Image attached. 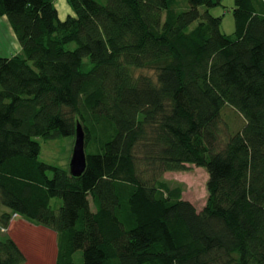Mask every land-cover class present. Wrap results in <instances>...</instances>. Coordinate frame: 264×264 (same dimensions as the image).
Here are the masks:
<instances>
[{"label": "trees", "instance_id": "obj_1", "mask_svg": "<svg viewBox=\"0 0 264 264\" xmlns=\"http://www.w3.org/2000/svg\"><path fill=\"white\" fill-rule=\"evenodd\" d=\"M67 3L0 0L20 45L0 56V264L25 262L13 213L56 232L55 264H264V0H234L232 34L221 0ZM77 123L73 176L37 138ZM191 164L200 209L163 178Z\"/></svg>", "mask_w": 264, "mask_h": 264}, {"label": "rangeland", "instance_id": "obj_2", "mask_svg": "<svg viewBox=\"0 0 264 264\" xmlns=\"http://www.w3.org/2000/svg\"><path fill=\"white\" fill-rule=\"evenodd\" d=\"M54 1L55 5L58 8V13L62 19H64L67 14L71 13L72 10L67 3V0ZM61 3L67 4V10L66 8L61 6ZM233 7L234 0H221L220 4H216L210 8V12L213 15L220 16V29L225 34H232L235 29L234 17L232 14ZM201 10H204V8L202 7ZM72 46H74V43L68 45V47ZM19 47V42L15 37L9 21L5 16H0V56H7L12 53H16L19 50ZM37 140L39 141L41 147L39 158L42 161L52 165H57L62 168L69 167V160L71 157L75 137L63 136L46 140L43 138H37ZM163 178L169 181L172 185H180L183 190L182 197L192 202L198 209H200L205 204L207 197L205 186L207 173L203 167L191 164L188 165L187 169L184 170L166 171L163 173ZM57 201L61 202V200ZM5 208L6 207L0 203V213L1 210L3 211V209L5 210ZM18 216V214L13 213L11 218ZM6 228L2 230L4 236L8 235L7 233H5ZM25 234L26 233H24V235ZM42 235H44V233ZM25 236L29 241L31 239L33 240L32 243L26 244L29 251H27V255L24 254L25 262L27 261L26 264H45L44 262L46 259L42 256L45 260H41L39 257L40 245L37 243L38 240H36V237L38 236H36V234L35 236H32L31 233H28ZM23 237L21 238V240L23 239ZM45 237L47 238L48 236ZM74 261L76 262V264H81L82 252L80 250L76 251ZM51 264L54 263L51 262Z\"/></svg>", "mask_w": 264, "mask_h": 264}, {"label": "crops", "instance_id": "obj_3", "mask_svg": "<svg viewBox=\"0 0 264 264\" xmlns=\"http://www.w3.org/2000/svg\"><path fill=\"white\" fill-rule=\"evenodd\" d=\"M61 6L66 8L67 10V7H68L67 4L61 3ZM5 211H8V209L5 208V210L4 209L3 211L1 210V213ZM5 233H7L10 237L14 239V241L18 244V246L20 247V249L23 251L25 255H27V251H28V247L26 244L32 243L33 241L32 239L29 241L25 235H27L28 233H31L32 236H35L36 234V236H38L36 237L37 238L36 240H38L37 243L40 245V251H39L40 259L41 260L46 259L44 262L45 264H51V262L55 264V257H56V250H57V246H56L57 236L54 230L46 228L42 225H36L19 215L18 217H14L10 219ZM24 233L26 234L24 235ZM43 233L44 235H42ZM45 236H48V237L46 238ZM22 237L23 239L21 240ZM26 263L27 261L24 264Z\"/></svg>", "mask_w": 264, "mask_h": 264}, {"label": "water", "instance_id": "obj_4", "mask_svg": "<svg viewBox=\"0 0 264 264\" xmlns=\"http://www.w3.org/2000/svg\"><path fill=\"white\" fill-rule=\"evenodd\" d=\"M86 167L84 131L79 123L75 129V140L69 160V171L73 176H79Z\"/></svg>", "mask_w": 264, "mask_h": 264}, {"label": "built area", "instance_id": "obj_5", "mask_svg": "<svg viewBox=\"0 0 264 264\" xmlns=\"http://www.w3.org/2000/svg\"><path fill=\"white\" fill-rule=\"evenodd\" d=\"M1 230H4V228H1Z\"/></svg>", "mask_w": 264, "mask_h": 264}]
</instances>
